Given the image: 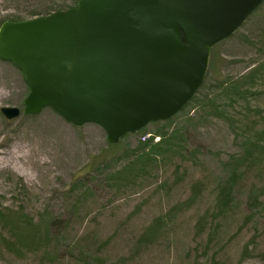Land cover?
Returning a JSON list of instances; mask_svg holds the SVG:
<instances>
[{
  "label": "rangeland",
  "instance_id": "1",
  "mask_svg": "<svg viewBox=\"0 0 264 264\" xmlns=\"http://www.w3.org/2000/svg\"><path fill=\"white\" fill-rule=\"evenodd\" d=\"M74 1L0 0V21ZM28 92L0 58V109L21 111H0V264H264V0L212 48L194 99L146 126L171 149L128 171L137 134L110 147L97 124L26 115Z\"/></svg>",
  "mask_w": 264,
  "mask_h": 264
},
{
  "label": "water",
  "instance_id": "2",
  "mask_svg": "<svg viewBox=\"0 0 264 264\" xmlns=\"http://www.w3.org/2000/svg\"><path fill=\"white\" fill-rule=\"evenodd\" d=\"M262 0H78L0 25V58L23 73L25 114L50 107L100 125L109 143L177 113L202 84L211 48ZM7 119L20 109L2 107Z\"/></svg>",
  "mask_w": 264,
  "mask_h": 264
},
{
  "label": "trees",
  "instance_id": "3",
  "mask_svg": "<svg viewBox=\"0 0 264 264\" xmlns=\"http://www.w3.org/2000/svg\"><path fill=\"white\" fill-rule=\"evenodd\" d=\"M76 2H77V0H75L73 2V4H70V5H67V6H62V7L50 10L49 13H45V14L48 15V14H51L52 12H55V11L66 10L68 8L74 7L76 5ZM3 21H0V24ZM194 96L192 97V99L189 102H191L194 99ZM187 104L180 111H182L187 106ZM171 119H172V117L167 119V120H165V121H159V122H156V123H159V124H161L163 122L167 123V122L171 121ZM145 129H146V127L142 128L137 133H135V134H137L139 136L138 147H140L141 153L139 155H136V157L134 159L129 160L128 166L124 169V171H128L130 169H133L132 165H135V164H139L140 165V164L146 163L147 161H150L155 156H158V153L160 151H162V150L168 151V150L171 149L170 140L173 137L172 135H167L166 133H164L162 131H155V132L150 134V132H147ZM148 134H150V135L148 136ZM128 135H130V133H125L124 135L121 136V139L125 138ZM156 137H158L159 139H158V141L154 142V138H156ZM140 138H142V140H140ZM109 146L112 147V146H115V144H109ZM159 149H160V151H159ZM222 195H223L221 197L222 198V202L224 201V203H226L225 197H227V193L226 192H222ZM35 227L36 226L33 225L32 229H29V230L28 229H24V232L22 233V239L24 238L25 240H28V238L30 236L34 235L35 234ZM30 239H31V237H30Z\"/></svg>",
  "mask_w": 264,
  "mask_h": 264
},
{
  "label": "bare ground",
  "instance_id": "4",
  "mask_svg": "<svg viewBox=\"0 0 264 264\" xmlns=\"http://www.w3.org/2000/svg\"><path fill=\"white\" fill-rule=\"evenodd\" d=\"M13 153L17 156V158H19V156L21 157V155L18 153V151H13Z\"/></svg>",
  "mask_w": 264,
  "mask_h": 264
}]
</instances>
